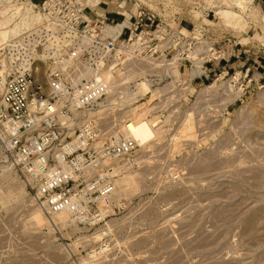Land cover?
I'll return each instance as SVG.
<instances>
[{
  "label": "built area",
  "instance_id": "1",
  "mask_svg": "<svg viewBox=\"0 0 264 264\" xmlns=\"http://www.w3.org/2000/svg\"><path fill=\"white\" fill-rule=\"evenodd\" d=\"M8 1L18 8L28 6L39 19L28 29L0 39V174L22 179L31 203L54 227L59 223L53 218L65 213L66 228L76 229L73 236L80 234L79 240H91L102 229L94 248L86 253L79 245L76 253L68 254L70 263L139 264L141 251L136 245L146 221L119 214L128 207L143 209L150 199H122L117 181L124 176L133 179L129 174L140 165L136 155L154 153L144 152L146 144L134 139L132 128L138 120L131 110L143 106L149 111L144 121L156 118L153 123L161 126L163 136L152 145L158 146L197 82L211 66L240 49L230 40L213 44L200 38L198 25L187 29L162 23L147 9L148 0H127L135 8L133 20L111 35L109 17L87 19L80 0ZM250 1L264 5V0ZM206 12L205 21L210 13L217 14L213 9ZM183 68L188 77L181 80L175 72ZM228 74L223 68L208 91L200 90L206 94L195 96L187 108L194 134L200 125H206L209 135L218 132L225 126L228 109L243 102L251 83L249 70ZM141 81L158 93L148 91L124 106L126 93L135 92ZM168 111L176 115L172 123H164ZM205 111V119L197 116ZM178 134L179 139L170 137L167 146L177 140L179 152L196 143L182 137L180 130L174 133ZM196 153L191 149L185 155ZM177 178V173L171 176ZM158 207L163 215L171 205ZM118 255L126 258L116 259Z\"/></svg>",
  "mask_w": 264,
  "mask_h": 264
},
{
  "label": "rangeland",
  "instance_id": "2",
  "mask_svg": "<svg viewBox=\"0 0 264 264\" xmlns=\"http://www.w3.org/2000/svg\"><path fill=\"white\" fill-rule=\"evenodd\" d=\"M237 1L148 0L146 7L162 23L174 22L184 27L205 23L206 10L213 9L218 12L217 18L210 13L206 23L215 22L219 30L199 31L200 38L219 44L223 36L229 35L241 45L250 41L264 50V22L259 21L264 15V5L255 1L248 7V1L244 0V4H238L241 8H236ZM249 11L250 23L241 15ZM248 79H252L250 73ZM213 83L211 79L198 85L195 92L192 90L182 100L177 122L165 129L166 137L158 146L152 143L162 138L161 129L149 126L139 130V142L148 141L144 152L151 151L154 155H136L140 165L129 174L133 179L124 176L117 181L122 199H150L143 209L128 207L119 214L140 216L146 221L145 232L136 245L141 251L139 264H264V79L251 81L243 102L234 103L225 113L226 123L221 130L209 135L206 125H200L196 135L187 108L195 96L198 99L204 96L206 87ZM203 88L205 91L200 92ZM145 93L144 86L136 94L126 93L124 106L129 107L137 95ZM136 106L131 110L133 117L146 110ZM186 113L181 129H177ZM207 114L199 112L197 116L205 119ZM175 116L172 114L167 121L172 123ZM177 130L196 143L179 152L177 140L167 146L170 137L180 136L174 135ZM191 149L198 154L185 155ZM157 152L161 155H156ZM175 173L178 178L173 180L171 176ZM166 203L171 207L162 215L158 206ZM36 213L42 222L34 219ZM59 218L58 215L53 218L59 223L56 228L31 203L22 179L1 173L0 264H75L68 261V254L76 253L79 245L87 253L94 248L92 243L99 241L102 229L91 235V240L89 237L79 240L80 234L73 236L76 229L66 228L68 215Z\"/></svg>",
  "mask_w": 264,
  "mask_h": 264
},
{
  "label": "crops",
  "instance_id": "3",
  "mask_svg": "<svg viewBox=\"0 0 264 264\" xmlns=\"http://www.w3.org/2000/svg\"><path fill=\"white\" fill-rule=\"evenodd\" d=\"M37 0H35L36 2ZM84 5L85 11L84 16L89 20H97L103 16H107L108 18V34L123 30L129 23L133 20L135 15V8L130 2L127 0H80ZM118 4L120 7H118ZM250 11L246 14V18L248 22H251L250 19ZM262 19L260 22H264V15H262ZM213 18H217L216 15ZM203 23L197 26L196 34H199V31L205 32H215L219 30L215 25V22ZM184 27V26H183ZM193 25H188L184 28H191ZM261 32V31H260ZM189 34L193 35V31L189 32ZM195 34V33H194ZM205 34V33H204ZM203 34V35H204ZM208 34V33H207ZM226 34V33H225ZM206 35V34H205ZM227 36V37H226ZM226 40H230L235 49H240V53L237 52L234 55H230L225 61L214 64L210 67L208 75L203 77L200 82H197L198 85L203 84L211 79H214L219 72L223 68L228 70V75H233L239 71H244L246 69L249 70V73L252 76L251 81L257 82L259 79H264V50L259 48V45H255V43H246L241 45L240 41L236 38H231L229 35L223 36L222 43ZM262 46V45H260ZM262 50V51H261ZM242 52V54H241ZM209 67V66H208ZM179 79H186L188 77L187 69L183 68L180 72H178ZM197 85V86H198Z\"/></svg>",
  "mask_w": 264,
  "mask_h": 264
},
{
  "label": "bare ground",
  "instance_id": "4",
  "mask_svg": "<svg viewBox=\"0 0 264 264\" xmlns=\"http://www.w3.org/2000/svg\"><path fill=\"white\" fill-rule=\"evenodd\" d=\"M245 1H248L246 3L250 5V2H251L250 0H245ZM239 3L244 4V0H238L236 3V8H241L238 6ZM249 5H248V7H249ZM225 13H227V12H225ZM31 14L32 13L30 12V9L28 6L24 5L21 8H18L16 6L11 5L8 0H0V39L3 40V39H6L10 36L16 35L17 33L21 32L22 30L28 29L33 22L38 21L39 16L35 15V14H32V15ZM217 14H218V12H217ZM241 15L246 19L245 12L241 13ZM175 73L178 74L177 71ZM115 79L118 80V85L121 86L122 84L120 83V80L118 78H115ZM118 85H117V87H118ZM143 86L145 87L146 92H148V91L154 92V94L158 93L157 90L151 91L149 84L145 81H141L140 83H138L136 91L133 93L136 94L138 92V89L143 87ZM137 97H138V95H137ZM136 98H135V101H136ZM123 104H125V103H123ZM143 111H145V112L141 113L142 112V110H141L137 115H134V118L136 120H138V122H137L136 127L132 128L133 137L140 145L148 143V141L139 142V140L137 138V133L139 132V130L141 128L147 129L150 126L151 128H155L158 130L161 129V126H158L159 124L153 123L156 120V118L149 120V121H147V120L144 121V119H145L146 115L149 113V111H148V109L143 110ZM172 114H173V112H170V114H168L164 123L168 122L167 119ZM154 132H156V130H154ZM124 180L125 179H123L121 181H124ZM38 215L39 214L36 213L34 215V216H36L34 219H36V221L38 223H40L43 220ZM58 216H60L61 218H59V219L62 220V218H64L66 216V214L61 213Z\"/></svg>",
  "mask_w": 264,
  "mask_h": 264
}]
</instances>
